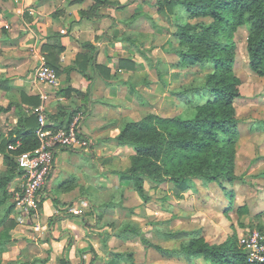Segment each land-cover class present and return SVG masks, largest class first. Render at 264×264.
<instances>
[{
  "label": "clouds",
  "instance_id": "clouds-1",
  "mask_svg": "<svg viewBox=\"0 0 264 264\" xmlns=\"http://www.w3.org/2000/svg\"><path fill=\"white\" fill-rule=\"evenodd\" d=\"M203 2L0 0V264H264V0Z\"/></svg>",
  "mask_w": 264,
  "mask_h": 264
},
{
  "label": "trees",
  "instance_id": "trees-1",
  "mask_svg": "<svg viewBox=\"0 0 264 264\" xmlns=\"http://www.w3.org/2000/svg\"><path fill=\"white\" fill-rule=\"evenodd\" d=\"M206 6L215 10L218 15L224 11L223 8H220L217 4H214L213 0H204L203 3L198 4V7L200 8H204ZM222 18L223 17H221V19ZM247 49L248 54L251 57V63L264 64V30L261 31L259 38L249 42ZM226 58L235 59L234 51L231 56Z\"/></svg>",
  "mask_w": 264,
  "mask_h": 264
},
{
  "label": "crops",
  "instance_id": "crops-1",
  "mask_svg": "<svg viewBox=\"0 0 264 264\" xmlns=\"http://www.w3.org/2000/svg\"><path fill=\"white\" fill-rule=\"evenodd\" d=\"M16 39H20V37H16ZM42 48L44 47L43 45L41 46ZM23 57L20 58H9L7 60L6 66L8 67H16L19 66L20 62L23 60ZM0 63H5L4 60H0Z\"/></svg>",
  "mask_w": 264,
  "mask_h": 264
},
{
  "label": "rangeland",
  "instance_id": "rangeland-1",
  "mask_svg": "<svg viewBox=\"0 0 264 264\" xmlns=\"http://www.w3.org/2000/svg\"><path fill=\"white\" fill-rule=\"evenodd\" d=\"M246 47H247V45H246Z\"/></svg>",
  "mask_w": 264,
  "mask_h": 264
}]
</instances>
